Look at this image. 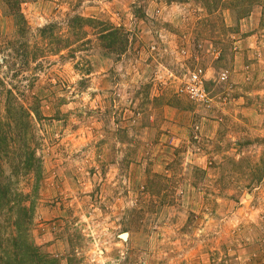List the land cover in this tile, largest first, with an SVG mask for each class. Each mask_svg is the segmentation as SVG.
Here are the masks:
<instances>
[{
    "label": "rangeland",
    "instance_id": "374dc122",
    "mask_svg": "<svg viewBox=\"0 0 264 264\" xmlns=\"http://www.w3.org/2000/svg\"><path fill=\"white\" fill-rule=\"evenodd\" d=\"M9 1L0 0V127L25 123L6 110L7 90L26 105L36 97L40 118L32 113L31 134L0 154V180L30 193L42 250L58 264H264V0H25L21 33ZM75 14L124 30L125 51L108 53L86 26L73 52L32 59L45 44L38 28ZM198 66L203 103L178 91ZM30 153L41 160L33 190Z\"/></svg>",
    "mask_w": 264,
    "mask_h": 264
},
{
    "label": "trees",
    "instance_id": "16d2710c",
    "mask_svg": "<svg viewBox=\"0 0 264 264\" xmlns=\"http://www.w3.org/2000/svg\"><path fill=\"white\" fill-rule=\"evenodd\" d=\"M12 4L14 12L9 13V15L14 17L16 33L18 31L25 32L28 31L27 21L22 14L21 10L17 8L18 3L25 0H16ZM6 3L10 4L9 0H5ZM95 28L98 30L95 32L96 36L100 40L105 41V48L108 53L121 54L125 51V46L127 45L128 38L126 32L117 26H114L108 22H104L94 17H86L80 14H75L70 16L64 25L57 22H49L42 27L38 28V36L41 40H44V46L38 47L32 51V59H39V57H45L51 54H57L62 49H69L72 52L75 50L72 48V44L88 40L87 35L83 34L85 32V27ZM64 30V32H63ZM80 34L82 36H80ZM43 42V41H42ZM9 44L15 45V41L11 40ZM26 47L24 52L21 54L20 63L22 66H28L30 60L28 56L30 54L29 46L25 43ZM13 52H17V49L12 48ZM3 64L7 66L10 59H13L11 52H7L3 56ZM23 60V61H22ZM16 63L14 60L11 64ZM28 96L21 97L13 93L11 90H7L5 97L6 110L10 111V114L18 112L24 116L25 123L23 124L21 131L22 138H25L28 134H31V114L33 113L36 117L40 118L38 114V99L34 97L26 105L25 102ZM24 122V121H23ZM21 123V122H18ZM16 127H20L16 125ZM17 132V133H18ZM13 129V126L9 124V130L0 127V154L2 152H8L11 143L14 141L13 137L17 134ZM18 135V134H17ZM0 157H4L0 155ZM25 165L33 171L34 181L31 185L33 190L38 183V177L40 176V158L35 155V153H30L28 157H25ZM23 168V167H22ZM24 166L23 169H25ZM0 164V174L2 172ZM14 170V168H13ZM14 175L17 174L13 173ZM1 179V178H0ZM14 195L19 198V204L16 202L13 206L10 205V197ZM30 199V193H22L10 191L7 184H3L0 180V207L6 208V212L3 211V215L6 216V220H10L13 225L9 238H3L0 235V264H58L57 259L42 250L41 246L37 244L30 231L31 218H32V201ZM15 209V211H14ZM15 213V214H14ZM14 215V217H12Z\"/></svg>",
    "mask_w": 264,
    "mask_h": 264
},
{
    "label": "built area",
    "instance_id": "2783aa9c",
    "mask_svg": "<svg viewBox=\"0 0 264 264\" xmlns=\"http://www.w3.org/2000/svg\"><path fill=\"white\" fill-rule=\"evenodd\" d=\"M226 78V72H221L219 74L220 80H225ZM205 83V71L202 67L198 66L188 72L183 84L178 88V91L183 93L191 101L203 103L209 99Z\"/></svg>",
    "mask_w": 264,
    "mask_h": 264
},
{
    "label": "water",
    "instance_id": "95a60500",
    "mask_svg": "<svg viewBox=\"0 0 264 264\" xmlns=\"http://www.w3.org/2000/svg\"><path fill=\"white\" fill-rule=\"evenodd\" d=\"M126 235H127V233H122V234H120V236H121L122 238H125Z\"/></svg>",
    "mask_w": 264,
    "mask_h": 264
},
{
    "label": "bare ground",
    "instance_id": "6f19581e",
    "mask_svg": "<svg viewBox=\"0 0 264 264\" xmlns=\"http://www.w3.org/2000/svg\"><path fill=\"white\" fill-rule=\"evenodd\" d=\"M125 237H127V235Z\"/></svg>",
    "mask_w": 264,
    "mask_h": 264
}]
</instances>
